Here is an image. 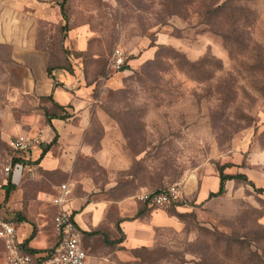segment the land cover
Masks as SVG:
<instances>
[{"label": "rangeland", "instance_id": "obj_1", "mask_svg": "<svg viewBox=\"0 0 264 264\" xmlns=\"http://www.w3.org/2000/svg\"><path fill=\"white\" fill-rule=\"evenodd\" d=\"M59 1L0 0V220L52 247L66 183L105 264H264V192L233 179L209 198L221 166L264 186V0ZM173 185L169 207L140 199Z\"/></svg>", "mask_w": 264, "mask_h": 264}, {"label": "built area", "instance_id": "obj_2", "mask_svg": "<svg viewBox=\"0 0 264 264\" xmlns=\"http://www.w3.org/2000/svg\"><path fill=\"white\" fill-rule=\"evenodd\" d=\"M116 65L124 64V53L121 50L115 52ZM36 138H29L26 135H19L12 141L15 151L26 153L35 146ZM26 160V159H25ZM26 162H17L14 166L11 163L5 170L12 175L22 170ZM30 170L34 175L36 168ZM57 192L52 198V205L56 207L54 224L58 234L57 243L43 254H32L21 247L18 240L17 224L15 221L0 220V239L4 245L5 258L8 264H86L87 251L83 244L82 232L79 229L73 211L69 205L70 189L66 183L57 187ZM181 192L176 185L162 188L158 191H150L140 195V199L148 205L169 207L177 203ZM113 264H121L114 262Z\"/></svg>", "mask_w": 264, "mask_h": 264}, {"label": "trees", "instance_id": "obj_3", "mask_svg": "<svg viewBox=\"0 0 264 264\" xmlns=\"http://www.w3.org/2000/svg\"><path fill=\"white\" fill-rule=\"evenodd\" d=\"M68 0H63L61 3H60V7L61 9L64 11V8H65V3L67 2ZM66 18V16H65ZM49 73L52 74L49 70ZM58 104V103H57ZM58 106H62V105H58ZM48 116V121L50 122V124L53 126L54 130H55V127L52 123V120L55 119V118H58L57 115H52V114H47ZM60 118V117H59ZM56 131V130H55ZM54 142H56V137L53 138V140L50 142V143H46V144H43L42 145V153L39 157V161H41L45 155L47 154V152L50 150L52 144H54ZM22 161V159L20 158H14L13 161H12V164L13 166L17 163V162H20ZM220 183H219V188L217 191H211L210 192V195H209V198L211 197H216V196H220L222 195L223 193H225L226 191V183L230 180H233V179H237V180H242V181H248L253 187L255 190H258L259 192H264V186H261V187H257L254 183H252L248 176L245 174V173H236V174H231V173H225V166H221L220 168ZM12 173L9 175L8 177V182L3 185V189L5 190V193H6V198L8 199L11 195V193L15 190L16 188V185L15 183L13 182L12 180ZM160 190V189H158ZM156 190V191H158ZM146 204H148L147 202H145ZM22 218V217H21ZM32 238V237H31ZM30 239H27L26 242H28ZM21 247L29 252V253H32V254H35V253H41V252H47L49 251V249L46 251V250H39V249H33V248H29V247H26V244L25 242L21 243Z\"/></svg>", "mask_w": 264, "mask_h": 264}, {"label": "crops", "instance_id": "obj_4", "mask_svg": "<svg viewBox=\"0 0 264 264\" xmlns=\"http://www.w3.org/2000/svg\"><path fill=\"white\" fill-rule=\"evenodd\" d=\"M57 1H59V0H57ZM61 2L63 1V0H60ZM59 1V2H60ZM19 172H21L20 170L18 171H16L14 174H13V176H12V180L14 179V180H16V176L18 175V173ZM20 174V173H19ZM14 182V181H13ZM219 183H220V181H219ZM219 188V187H218ZM12 194V193H11ZM71 208V207H70ZM94 209V207L92 206V204L90 205V204H88L84 209H83V211H81V212H73V215H74V217H75V219H76V222L78 223V224H80L81 225V227L83 228V230H84V232H85V234H88V233H90V232H92V231H88L89 230V227H88V225H87V217L91 214V211ZM71 210L73 211V209L71 208ZM76 214V215H75ZM156 216H157V219H164V218H166L165 217V215H164V213L163 212H160V213H157L156 214ZM17 224V223H16ZM17 235H18V238H19V241L21 242V243H23V242H25V244H26V247H29V248H33V249H39V250H50L51 249V247L50 248H45L46 246H47V244L48 243H46V241L42 238V236L41 235H39V234H37L36 233V230L35 229H31L30 231L28 230V229H24V230H22V232H21V235H22V239L19 237V230H20V228H19V226H18V224H17ZM97 233V232H96ZM32 237V238H31ZM82 238H83V244H84V247H85V249H86V251H87V247L85 246V242H84V237H83V233H82ZM27 239H30L28 242H26V240ZM58 241V240H57ZM57 243V242H56ZM55 243V244H56ZM54 244V245H55ZM53 245V246H54ZM52 246V247H53ZM43 253H45V252H41V253H35V254H43ZM107 257L106 256H104V257H101V260L99 259V257L95 254V252L94 251H92V252H88L87 251V260H86V264H99V262H100V264H105V262L103 261V259H106Z\"/></svg>", "mask_w": 264, "mask_h": 264}]
</instances>
